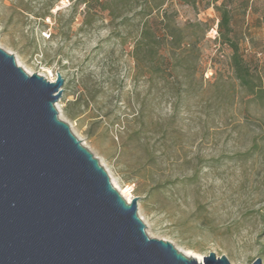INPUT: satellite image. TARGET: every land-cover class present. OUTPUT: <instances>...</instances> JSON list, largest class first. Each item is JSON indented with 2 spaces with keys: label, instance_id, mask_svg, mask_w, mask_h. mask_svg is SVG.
Returning a JSON list of instances; mask_svg holds the SVG:
<instances>
[{
  "label": "rangeland",
  "instance_id": "1",
  "mask_svg": "<svg viewBox=\"0 0 264 264\" xmlns=\"http://www.w3.org/2000/svg\"><path fill=\"white\" fill-rule=\"evenodd\" d=\"M99 1L0 0V47L30 73L54 81L61 74L59 118L111 183L137 197L148 236L183 254L264 264V106L249 102L233 77L215 7L228 11L231 36L253 57L264 87V0H167L187 36L200 38L205 28L203 80L190 69L191 87L178 101L177 86L136 65V21L118 26L121 17ZM198 20L202 31L187 26ZM139 112L144 126L134 120Z\"/></svg>",
  "mask_w": 264,
  "mask_h": 264
},
{
  "label": "water",
  "instance_id": "2",
  "mask_svg": "<svg viewBox=\"0 0 264 264\" xmlns=\"http://www.w3.org/2000/svg\"><path fill=\"white\" fill-rule=\"evenodd\" d=\"M63 82L0 47V264H231L148 236L137 197L127 202L59 118Z\"/></svg>",
  "mask_w": 264,
  "mask_h": 264
},
{
  "label": "trees",
  "instance_id": "3",
  "mask_svg": "<svg viewBox=\"0 0 264 264\" xmlns=\"http://www.w3.org/2000/svg\"><path fill=\"white\" fill-rule=\"evenodd\" d=\"M195 6L197 0H179ZM216 1V0H213ZM102 9L108 10L112 18L121 17L118 26L125 27L128 20L136 21L132 55L136 65L147 72L154 79H161L175 88L172 96L178 101L181 91H188L191 87L190 69L200 73L203 80L200 44L204 38L206 24L203 21L189 22L187 26L201 28L203 35L191 38L183 29L174 24L172 14L165 4L167 0H100ZM220 13L218 22V38L221 44L230 49L228 66L234 79L245 91L248 101H257L264 106V87L257 64H253V57L247 58L241 50L239 43L231 36L232 23L227 10L215 6ZM133 11L131 18L124 13ZM118 35L119 31L117 32ZM184 80H180V76ZM183 85L185 90H182ZM177 92V93H176ZM134 120L144 126L145 120L142 112L137 113Z\"/></svg>",
  "mask_w": 264,
  "mask_h": 264
},
{
  "label": "bare ground",
  "instance_id": "4",
  "mask_svg": "<svg viewBox=\"0 0 264 264\" xmlns=\"http://www.w3.org/2000/svg\"><path fill=\"white\" fill-rule=\"evenodd\" d=\"M17 64L20 66L21 64L17 61ZM27 73L31 74L30 71H28L27 69H24ZM50 80V79H49ZM51 82H54V80H50ZM111 181V180H110ZM114 184V188L127 200V202H131V198L127 195H125L124 191L121 190L114 182H112ZM125 192L131 196V193L129 192V190L127 188H124ZM186 256L190 257V258H195L197 259L199 262L203 261V256L200 254H196V253H192V252H188V253H184Z\"/></svg>",
  "mask_w": 264,
  "mask_h": 264
},
{
  "label": "built area",
  "instance_id": "5",
  "mask_svg": "<svg viewBox=\"0 0 264 264\" xmlns=\"http://www.w3.org/2000/svg\"><path fill=\"white\" fill-rule=\"evenodd\" d=\"M49 80V79H48Z\"/></svg>",
  "mask_w": 264,
  "mask_h": 264
}]
</instances>
